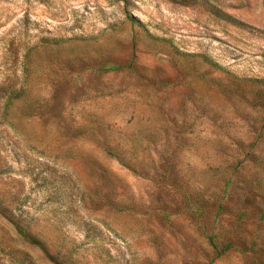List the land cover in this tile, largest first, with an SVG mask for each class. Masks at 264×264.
<instances>
[{
	"label": "rangeland",
	"instance_id": "374dc122",
	"mask_svg": "<svg viewBox=\"0 0 264 264\" xmlns=\"http://www.w3.org/2000/svg\"><path fill=\"white\" fill-rule=\"evenodd\" d=\"M263 81L264 0H0V264H264Z\"/></svg>",
	"mask_w": 264,
	"mask_h": 264
},
{
	"label": "trees",
	"instance_id": "16d2710c",
	"mask_svg": "<svg viewBox=\"0 0 264 264\" xmlns=\"http://www.w3.org/2000/svg\"><path fill=\"white\" fill-rule=\"evenodd\" d=\"M230 203H231V199H228L226 202L221 200L219 205H218L220 211L223 212L224 209H227V207L230 206ZM243 216H244V212L241 215H239L240 218H242ZM12 223L16 226L18 233L20 235H22L26 241L36 242L37 240H39L38 237H36L34 232L26 229V227L24 225H22L20 222L12 220ZM210 242H211V245L213 247H215V249L217 250L219 255H222V254L230 251L232 248V244H230V243L224 244V245H222V244L219 245V243L216 242V240L213 236L210 237Z\"/></svg>",
	"mask_w": 264,
	"mask_h": 264
}]
</instances>
